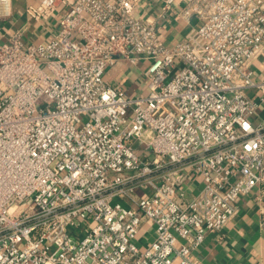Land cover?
<instances>
[{
  "label": "built area",
  "instance_id": "built-area-1",
  "mask_svg": "<svg viewBox=\"0 0 264 264\" xmlns=\"http://www.w3.org/2000/svg\"><path fill=\"white\" fill-rule=\"evenodd\" d=\"M142 1L38 0L25 13L50 37L0 41V264H204L239 202H264V0H165L156 18ZM117 64L142 91L106 80Z\"/></svg>",
  "mask_w": 264,
  "mask_h": 264
},
{
  "label": "crops",
  "instance_id": "crops-1",
  "mask_svg": "<svg viewBox=\"0 0 264 264\" xmlns=\"http://www.w3.org/2000/svg\"><path fill=\"white\" fill-rule=\"evenodd\" d=\"M164 1L143 0L137 14L156 18ZM37 2L38 0H13V16L0 25V41H4L13 31L23 26H27L24 38L30 34L35 39L34 43H43L50 37L51 32L46 30L49 22L40 24L26 16L27 6ZM50 30L54 31V25ZM188 30L189 26L183 20L173 21L165 23L162 34L168 43L173 44L183 38ZM106 80L113 86L121 87L128 95L144 88L139 71L122 64L110 68ZM263 218L264 202L257 201L255 194L243 198L238 204L235 217L220 234L206 238L198 249L197 256L204 264H264V232L259 227ZM154 237L152 225L146 223L140 233L142 244H150Z\"/></svg>",
  "mask_w": 264,
  "mask_h": 264
},
{
  "label": "rangeland",
  "instance_id": "rangeland-1",
  "mask_svg": "<svg viewBox=\"0 0 264 264\" xmlns=\"http://www.w3.org/2000/svg\"><path fill=\"white\" fill-rule=\"evenodd\" d=\"M30 37L32 38V35L29 34V35H27L26 38H24V45H25V47H28L29 45L34 44L35 39L34 38L31 39ZM261 117H264V112L261 114ZM144 154H145V152L143 150H141L139 152V155L140 156H143ZM137 193L142 194V191H138Z\"/></svg>",
  "mask_w": 264,
  "mask_h": 264
}]
</instances>
